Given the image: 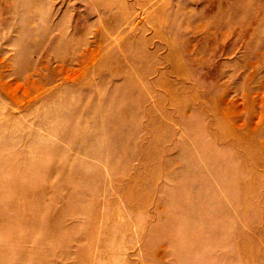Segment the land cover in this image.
I'll use <instances>...</instances> for the list:
<instances>
[{"label": "rangeland", "instance_id": "1", "mask_svg": "<svg viewBox=\"0 0 264 264\" xmlns=\"http://www.w3.org/2000/svg\"><path fill=\"white\" fill-rule=\"evenodd\" d=\"M0 264H264V0H0Z\"/></svg>", "mask_w": 264, "mask_h": 264}]
</instances>
